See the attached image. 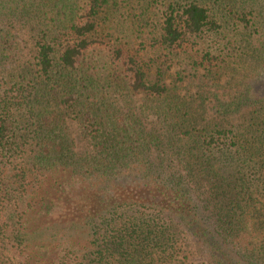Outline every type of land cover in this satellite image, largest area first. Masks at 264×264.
Returning a JSON list of instances; mask_svg holds the SVG:
<instances>
[{"label": "trees", "instance_id": "obj_1", "mask_svg": "<svg viewBox=\"0 0 264 264\" xmlns=\"http://www.w3.org/2000/svg\"><path fill=\"white\" fill-rule=\"evenodd\" d=\"M0 264H264V0H0Z\"/></svg>", "mask_w": 264, "mask_h": 264}]
</instances>
